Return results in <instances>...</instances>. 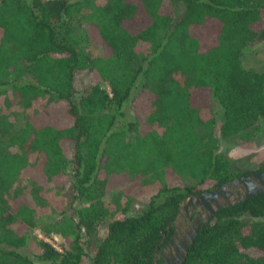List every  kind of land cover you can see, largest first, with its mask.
<instances>
[{
    "label": "trees",
    "instance_id": "obj_1",
    "mask_svg": "<svg viewBox=\"0 0 264 264\" xmlns=\"http://www.w3.org/2000/svg\"><path fill=\"white\" fill-rule=\"evenodd\" d=\"M259 42L264 0H0V95L50 96L0 145V264H153L186 195L251 172L217 143L264 122V72L241 60ZM182 264H264V191L216 210Z\"/></svg>",
    "mask_w": 264,
    "mask_h": 264
},
{
    "label": "rangeland",
    "instance_id": "obj_2",
    "mask_svg": "<svg viewBox=\"0 0 264 264\" xmlns=\"http://www.w3.org/2000/svg\"><path fill=\"white\" fill-rule=\"evenodd\" d=\"M94 3H98L101 0H92ZM182 10V6L177 4L174 8V15L177 17ZM66 31L67 28H66ZM71 39L75 41L76 46L81 54V59L87 60L91 57H95L100 53V49L97 46L92 45L85 37V31L82 28L81 24H75L74 29L69 31ZM242 64L246 68H253L256 71L264 72V43L259 42L254 45H251L249 49L245 50L241 54ZM107 89V87L105 86ZM50 98L49 94H38L26 97L24 99H19L13 104H11L10 96L8 94L0 95V117L4 120L3 127H0V145L5 146V141L7 137L16 132L22 125L23 119L27 113L36 110L43 102ZM125 117L130 119L132 114L128 110L126 111ZM200 134H203V130L199 131ZM217 149L219 151L225 152L233 163L239 168L240 171L250 170L252 171L259 164L264 162V122L260 123L259 133L252 137L249 140H242L236 137L229 139L227 141H220L217 143ZM17 187L27 186L29 180L22 176L17 181ZM110 197V196H109ZM144 199L143 196L137 198L133 204V211L131 214H136L138 208L140 207L139 202H142ZM50 197H45L44 203L35 205L37 212L44 213L49 212V209L52 207L50 202ZM112 206V204H110ZM119 212H112L110 216H116ZM106 221H102L98 224L96 235L101 236L104 231ZM32 234H36L39 238H42V235L38 233L37 230H33ZM44 240L48 241L55 249L61 251L62 246L65 241L58 234H50L48 237H44ZM83 246L85 251L92 253L93 245L87 244L86 239H82ZM35 247L30 246L29 253H34ZM34 264H50V263H39L36 260Z\"/></svg>",
    "mask_w": 264,
    "mask_h": 264
},
{
    "label": "water",
    "instance_id": "obj_3",
    "mask_svg": "<svg viewBox=\"0 0 264 264\" xmlns=\"http://www.w3.org/2000/svg\"><path fill=\"white\" fill-rule=\"evenodd\" d=\"M263 191L264 170H260L231 178L210 191L186 195L180 202L176 217L185 216L188 218L190 213L194 212L193 218L183 230L179 224L164 248L159 251L162 264H182L199 228L216 210L243 201ZM163 239L156 249L162 244ZM157 254L154 256L153 264Z\"/></svg>",
    "mask_w": 264,
    "mask_h": 264
},
{
    "label": "flooded vegetation",
    "instance_id": "obj_4",
    "mask_svg": "<svg viewBox=\"0 0 264 264\" xmlns=\"http://www.w3.org/2000/svg\"><path fill=\"white\" fill-rule=\"evenodd\" d=\"M193 215H194V212H192V213H190V215H189V217L188 218H186L185 216H182V218H179V217H175L174 218V220H173V222L170 224V226H172V233H171V235L168 237V239H167V241H166V243L168 242V240H169V238L172 236V234L174 233V230L176 229V227H178L179 226V224H180V228L183 230V229H185L188 225H189V223H190V221L192 220V218H193ZM176 220V221H175ZM176 223H175V222ZM179 234H181V232H179ZM166 243H164L163 244V242H162V246H161V248L157 251V256H156V262H159V260L161 259V255L159 254L160 252V250L161 249H163L164 248V246H165V244ZM161 264H162V262H161Z\"/></svg>",
    "mask_w": 264,
    "mask_h": 264
},
{
    "label": "built area",
    "instance_id": "obj_5",
    "mask_svg": "<svg viewBox=\"0 0 264 264\" xmlns=\"http://www.w3.org/2000/svg\"><path fill=\"white\" fill-rule=\"evenodd\" d=\"M52 246V245H51ZM53 247V246H52ZM55 248V247H54ZM57 250V249H56Z\"/></svg>",
    "mask_w": 264,
    "mask_h": 264
},
{
    "label": "crops",
    "instance_id": "obj_6",
    "mask_svg": "<svg viewBox=\"0 0 264 264\" xmlns=\"http://www.w3.org/2000/svg\"><path fill=\"white\" fill-rule=\"evenodd\" d=\"M24 120V119H23Z\"/></svg>",
    "mask_w": 264,
    "mask_h": 264
}]
</instances>
